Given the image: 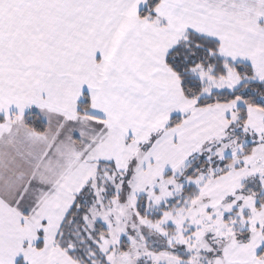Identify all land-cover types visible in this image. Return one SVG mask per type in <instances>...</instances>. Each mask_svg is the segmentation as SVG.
<instances>
[{"label": "snow or ice", "instance_id": "obj_1", "mask_svg": "<svg viewBox=\"0 0 264 264\" xmlns=\"http://www.w3.org/2000/svg\"><path fill=\"white\" fill-rule=\"evenodd\" d=\"M0 264H264V0H0Z\"/></svg>", "mask_w": 264, "mask_h": 264}]
</instances>
